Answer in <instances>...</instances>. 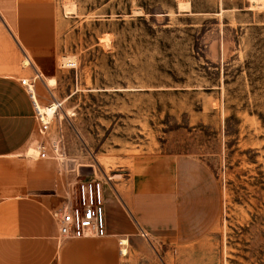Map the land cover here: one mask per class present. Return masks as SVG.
<instances>
[{
  "label": "rangeland",
  "instance_id": "1",
  "mask_svg": "<svg viewBox=\"0 0 264 264\" xmlns=\"http://www.w3.org/2000/svg\"><path fill=\"white\" fill-rule=\"evenodd\" d=\"M53 3L35 91L43 115L49 90L62 103L29 143L68 182L123 169L104 187L117 264H264V0Z\"/></svg>",
  "mask_w": 264,
  "mask_h": 264
},
{
  "label": "crops",
  "instance_id": "2",
  "mask_svg": "<svg viewBox=\"0 0 264 264\" xmlns=\"http://www.w3.org/2000/svg\"><path fill=\"white\" fill-rule=\"evenodd\" d=\"M55 15L53 0H0V264H117L106 235L58 236L53 211L66 174L26 152L38 122L20 74L50 58ZM19 52L29 57L28 65L19 63Z\"/></svg>",
  "mask_w": 264,
  "mask_h": 264
},
{
  "label": "built area",
  "instance_id": "3",
  "mask_svg": "<svg viewBox=\"0 0 264 264\" xmlns=\"http://www.w3.org/2000/svg\"><path fill=\"white\" fill-rule=\"evenodd\" d=\"M27 56V55H26ZM30 63V60H29ZM28 63V64H29ZM42 73L33 65V73L20 78V83L25 86L28 92L37 118V130L39 133H45L50 126L51 118H45L37 105V92L35 91L36 79L41 80ZM52 101L47 105L52 106L53 116L61 106L62 101L57 99L52 91L49 90ZM63 136L53 142V149L58 152L61 158H64L65 152L62 149ZM36 157L51 158L57 157L49 153L43 140L36 143ZM61 173H67V170L60 169ZM121 171L115 172L112 169L101 171L100 175L92 166L88 173L79 168L75 171L72 181L66 179L61 189V201L54 209L53 215L57 223L58 236L60 238H80V237H103L108 234L106 210L104 205V187H112L115 175H122ZM118 249L121 254L127 253L128 239L118 238Z\"/></svg>",
  "mask_w": 264,
  "mask_h": 264
},
{
  "label": "bare ground",
  "instance_id": "4",
  "mask_svg": "<svg viewBox=\"0 0 264 264\" xmlns=\"http://www.w3.org/2000/svg\"><path fill=\"white\" fill-rule=\"evenodd\" d=\"M69 11V10H68ZM26 58V60L25 61H23V63H22V65H28V63H29V58H27V56L25 57ZM72 60H73V58H71V57H62V61H63V64L64 65H73L74 63L72 62ZM36 100H37V105H38V108H39V110L42 112V109H41V105H40V103H39V100L37 99V97H36ZM43 113V112H42ZM47 116H53V113L52 114H48V113H45L44 114V117L45 118H47ZM26 152H27V154H31L32 156H34V155H36V153H37V150H36V148H35V146H30L27 150H26ZM26 156H28V155H26ZM145 233V232H144ZM146 234V233H145Z\"/></svg>",
  "mask_w": 264,
  "mask_h": 264
}]
</instances>
